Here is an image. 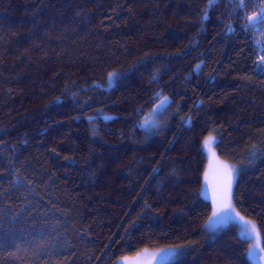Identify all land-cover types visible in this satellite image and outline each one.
<instances>
[{"label":"trees","instance_id":"16d2710c","mask_svg":"<svg viewBox=\"0 0 264 264\" xmlns=\"http://www.w3.org/2000/svg\"><path fill=\"white\" fill-rule=\"evenodd\" d=\"M243 2L219 0L201 24L208 0H0V264L170 247L187 251L170 264H254L236 226L205 230L202 195L215 132L264 247V27H246L264 0ZM157 94L172 103L146 133Z\"/></svg>","mask_w":264,"mask_h":264},{"label":"snow or ice","instance_id":"6c2138e0","mask_svg":"<svg viewBox=\"0 0 264 264\" xmlns=\"http://www.w3.org/2000/svg\"><path fill=\"white\" fill-rule=\"evenodd\" d=\"M219 0H208V3L201 11V24L206 22L209 18V11L210 9L214 8ZM239 9L243 10L245 5L243 0H239V3L235 5ZM258 12L253 13L251 16L247 17L248 24L246 27L248 28H255L257 25L264 24V3L258 6ZM228 32H233V28L228 26ZM261 55L258 57V64L256 68V72L264 76V47L260 48ZM203 62L197 63L194 67V72L199 74L202 70ZM123 73L119 69L109 70L106 72V83H107V90H110L112 87L115 86L116 82L121 78ZM155 80L156 77L153 76ZM156 99L160 102L156 104L155 108L152 110L151 115L153 119L148 120L144 119L140 127L144 128L146 133H152L154 130H158L161 127L159 117L165 115L167 113L168 107L171 105V101L168 97H163L161 99L160 94H157ZM101 116L104 120L114 119V117L106 116L101 113ZM93 118L89 117V122H92ZM190 124V119L188 121ZM93 133H95V129H93ZM212 143H216L215 137L209 135L208 138L204 139L203 145L205 148L209 149V152L213 157H215V153L212 152L210 145ZM256 156V152L253 151L250 159H254ZM155 171V170H154ZM235 175H238V172L228 166L223 162L217 161L215 167L212 169V178L209 180V173L205 172V183L206 187L203 190V194L207 193V186L210 184L212 189V216L208 222V231H210L213 235L216 231L222 227H227L229 223L236 220L239 217L240 229H241V236L247 240L254 241L252 247L248 250V255L253 257L256 255V250L259 249L261 253H264V247H260L259 240L260 236L257 232L256 225L251 221H246L243 216H240L239 212L236 211L232 199H233V180ZM27 178H20L19 174H17V187L24 186V180ZM159 257L157 264H167V260L169 257L175 255L174 252L171 250L160 249L158 253H154ZM129 258L122 257L121 261L118 264H125ZM131 264H140L138 260L132 261Z\"/></svg>","mask_w":264,"mask_h":264},{"label":"rangeland","instance_id":"374dc122","mask_svg":"<svg viewBox=\"0 0 264 264\" xmlns=\"http://www.w3.org/2000/svg\"><path fill=\"white\" fill-rule=\"evenodd\" d=\"M264 27V24H260V25H257L255 28H253V30L256 32V33H259L262 31V28ZM146 119L148 120H151L153 119V116L150 114ZM142 124V123H141ZM140 124V125H141ZM142 128V127H141ZM144 130V128H142ZM154 131H157V130H154ZM153 133V132H152ZM209 135L215 137V140H216V143H212L210 145L211 147V150L212 152L215 153V157H213L211 155V153L209 152V149L208 148H205L204 145H203V150L206 154V157H207V169H206V172L209 173V180H211L212 176V169L213 167H215L217 161L219 162H223L225 164H227L228 166H230L231 168L235 169L237 172H238V168L231 164L230 162H227L225 160H223L218 152H217V149H216V144L218 142V135L215 134V132H211ZM209 135L206 137L208 138ZM205 138V139H206ZM237 177L238 175H235V178L233 180V186H232V192L234 193V187H235V184H236V181H237ZM206 187V183H205V177H204V186H203V190L205 189ZM202 195L204 196L205 199L209 200L211 202V197H212V189H211V185L209 184L207 186V193L206 194H203L202 192ZM232 203H233V199H232ZM237 211V210H236ZM238 212V211H237ZM240 214V213H239ZM212 216V215H211ZM240 216H243L240 214ZM244 217V216H243ZM244 219L246 221H251L249 219H247L246 217H244ZM208 222L209 220L207 221V223L204 225V228L205 230L213 235L210 231H208ZM252 223H254L253 221H251ZM240 221H239V217L236 218L235 221L231 222L228 224L227 227H222L220 229H218L216 231V233L213 235H217L219 234L220 232H222L223 230H225L226 228L230 227V226H236L238 228V231H239V234L241 235V229H240ZM255 224V223H254ZM256 229H257V232H258V228L256 226ZM259 233V232H258ZM260 236V235H259ZM242 237V236H241ZM245 239V238H244ZM247 240V239H246ZM250 244V248L252 247V244L254 243V241H251V240H247ZM259 244H260V247H262V244H261V239L259 240ZM166 250H171L172 252L175 253V255L171 256L168 258L167 260V264H170L180 258H182L184 256V254L187 252L185 248H181V247H170V248H164ZM160 249H157V250H152V249H145L143 251H141L140 253H138L137 255L133 256V257H127L129 258V260L127 262H125V264H131L132 261H135V260H138L140 262V264H157V261L159 259V257L157 255H154V253H158ZM251 260L254 264H264V253H261L259 251V249L256 250V255L251 257ZM121 259L118 261L120 262Z\"/></svg>","mask_w":264,"mask_h":264}]
</instances>
